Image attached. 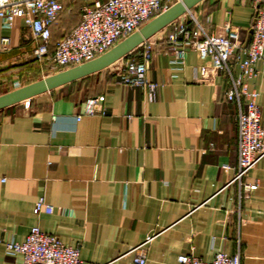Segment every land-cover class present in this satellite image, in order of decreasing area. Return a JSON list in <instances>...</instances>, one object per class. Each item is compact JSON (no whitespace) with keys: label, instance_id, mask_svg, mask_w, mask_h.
<instances>
[{"label":"crops","instance_id":"0c3cea01","mask_svg":"<svg viewBox=\"0 0 264 264\" xmlns=\"http://www.w3.org/2000/svg\"><path fill=\"white\" fill-rule=\"evenodd\" d=\"M255 18L256 0H204L180 19H196L216 34L229 24L248 46ZM64 19L52 27L53 37L67 36L80 16ZM169 32L168 26L148 40V79L159 84L153 99L119 83L120 60L31 99L28 108L24 102L0 112V264L21 263L6 243L24 242L34 226L80 245L82 264H135L141 254L147 264H178L182 255L212 261L239 250L241 264H264V159L244 178L258 189L240 203L231 183L238 109L226 99L228 79L217 74L212 84L197 83L204 62L193 50L183 68L174 65ZM4 37L10 44L0 55V95L18 89L17 82L21 88L55 74L35 58L22 19L0 26V48ZM257 71L250 87L259 93L264 125V63ZM99 97L102 113L84 114ZM42 197L54 210L35 216Z\"/></svg>","mask_w":264,"mask_h":264},{"label":"built area","instance_id":"2783aa9c","mask_svg":"<svg viewBox=\"0 0 264 264\" xmlns=\"http://www.w3.org/2000/svg\"><path fill=\"white\" fill-rule=\"evenodd\" d=\"M65 0H3L0 2V26L13 27L22 19L30 29L36 45L35 58L46 63L50 71L58 73L95 60L122 40L139 31L145 24L169 10L182 0H97L86 2L81 8L80 22L59 41L49 55L52 27L65 11ZM264 0H256L257 22L253 26V38L248 46H242L238 29L227 24L223 33L209 32L196 19L195 28L183 21H175L169 27L167 43L172 48V63L178 67L186 64L189 50L196 51L204 64L196 72L199 84H212L217 74L226 76L229 88L226 99L238 109V167L231 183L238 184L241 203L250 198L258 184H247L244 178L264 159V125L258 104L259 93L251 89L250 82L257 77V65L264 63ZM10 40H1L0 55L8 49ZM154 59L151 43L146 41L123 58L119 83L129 88H141L150 98H155L159 84L148 79ZM236 66L239 72L236 73ZM19 88L20 83L15 84ZM104 97L90 100L84 114L102 113L96 109ZM30 101L25 102L28 108ZM79 117L78 119H80ZM54 206L40 198L34 209L35 216L52 212ZM153 238L149 237L144 247ZM139 247V249L141 248ZM10 255L21 258L20 264H82L81 246H69L52 234L34 226L22 243L11 240L6 243ZM240 250L235 255L219 252L212 261L194 255L178 257V264H241ZM135 264H147V256L134 258Z\"/></svg>","mask_w":264,"mask_h":264},{"label":"water","instance_id":"95a60500","mask_svg":"<svg viewBox=\"0 0 264 264\" xmlns=\"http://www.w3.org/2000/svg\"><path fill=\"white\" fill-rule=\"evenodd\" d=\"M202 1L204 0H182V2H178L169 10L145 24L139 31L122 40L110 51L95 60L55 73L21 88L0 95V111L30 101L39 95L54 91L109 68L131 54L163 29L167 28L178 19L187 16L188 13H190V11ZM256 22L257 18L254 20V25ZM187 23H191V20L189 19Z\"/></svg>","mask_w":264,"mask_h":264},{"label":"rangeland","instance_id":"374dc122","mask_svg":"<svg viewBox=\"0 0 264 264\" xmlns=\"http://www.w3.org/2000/svg\"><path fill=\"white\" fill-rule=\"evenodd\" d=\"M84 4H85V0H70V1H68V5L65 8V11L62 13V15H64V17H66V19H64V20L72 22V23L75 22L79 18V16L81 15V8H82V6H84ZM182 20L183 19H180L179 22H183Z\"/></svg>","mask_w":264,"mask_h":264},{"label":"trees","instance_id":"16d2710c","mask_svg":"<svg viewBox=\"0 0 264 264\" xmlns=\"http://www.w3.org/2000/svg\"><path fill=\"white\" fill-rule=\"evenodd\" d=\"M79 22H80V20H79ZM79 22H78V23H79ZM78 23H77V24H78ZM77 24H76V25H77ZM76 25H75V26H76ZM189 25H190V23H189ZM75 26H74V27H75ZM65 37H66V36H65ZM61 40H62V38H61V39H58L57 36H56V37H55V36L53 37V33H52V39H51V44H50V48H49V55H52V54L54 53L57 43H58L59 41H61ZM0 112H1V111H0Z\"/></svg>","mask_w":264,"mask_h":264},{"label":"clouds","instance_id":"9594fccd","mask_svg":"<svg viewBox=\"0 0 264 264\" xmlns=\"http://www.w3.org/2000/svg\"><path fill=\"white\" fill-rule=\"evenodd\" d=\"M0 2H3V0H0Z\"/></svg>","mask_w":264,"mask_h":264},{"label":"bare ground","instance_id":"6f19581e","mask_svg":"<svg viewBox=\"0 0 264 264\" xmlns=\"http://www.w3.org/2000/svg\"><path fill=\"white\" fill-rule=\"evenodd\" d=\"M119 62V61H118Z\"/></svg>","mask_w":264,"mask_h":264}]
</instances>
